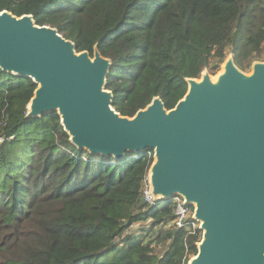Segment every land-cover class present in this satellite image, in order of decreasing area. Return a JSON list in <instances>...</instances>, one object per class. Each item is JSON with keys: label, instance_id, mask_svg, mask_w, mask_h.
<instances>
[{"label": "trees", "instance_id": "16d2710c", "mask_svg": "<svg viewBox=\"0 0 264 264\" xmlns=\"http://www.w3.org/2000/svg\"><path fill=\"white\" fill-rule=\"evenodd\" d=\"M2 11L31 15L77 53L96 46L124 117L154 97L172 109L227 50L242 71L264 61V0H0ZM35 88L0 70V264H188L200 238L174 227L172 200L143 197L152 151L78 150L55 112L26 118ZM139 223L153 243L129 231Z\"/></svg>", "mask_w": 264, "mask_h": 264}, {"label": "water", "instance_id": "95a60500", "mask_svg": "<svg viewBox=\"0 0 264 264\" xmlns=\"http://www.w3.org/2000/svg\"><path fill=\"white\" fill-rule=\"evenodd\" d=\"M111 62L31 15L0 12V70L36 85L26 118L55 112L78 150L114 160L152 151L155 200L181 197L200 222L188 264H264V61L240 70L228 56L213 78L186 79L166 110L159 97L133 117L113 107Z\"/></svg>", "mask_w": 264, "mask_h": 264}, {"label": "built area", "instance_id": "2783aa9c", "mask_svg": "<svg viewBox=\"0 0 264 264\" xmlns=\"http://www.w3.org/2000/svg\"><path fill=\"white\" fill-rule=\"evenodd\" d=\"M5 140L3 136H0V143ZM143 197L148 203H153L155 201L150 195V187L148 184V179L146 178L145 187L143 189ZM174 221L173 225L177 229H183L187 231L188 234L196 235L201 238L200 222L193 217L194 207L187 205L184 200L175 196L172 197Z\"/></svg>", "mask_w": 264, "mask_h": 264}, {"label": "rangeland", "instance_id": "374dc122", "mask_svg": "<svg viewBox=\"0 0 264 264\" xmlns=\"http://www.w3.org/2000/svg\"><path fill=\"white\" fill-rule=\"evenodd\" d=\"M228 56H232V55L230 54V51H229V50H227V56H226V58H227ZM221 65H222V64H221ZM221 65H220L218 68H216L212 73H210V72L207 70V71L209 72V74H210L213 78L216 76V74H217L218 72L221 71ZM243 72H245L246 74L250 73V72H251V66L247 67V69H246L245 71H243ZM154 200H155V199H154ZM145 224H146V223H139V224H136V225H134L129 231H130V232H133V233H136V236H138L139 238H140V237H144L143 240H144L145 243H153V241H154V233H153V232H143L145 228H146V230L149 229V226L146 227ZM127 233H128V231H127ZM157 252H160V248H159V247H157ZM191 258H192V257H191Z\"/></svg>", "mask_w": 264, "mask_h": 264}]
</instances>
